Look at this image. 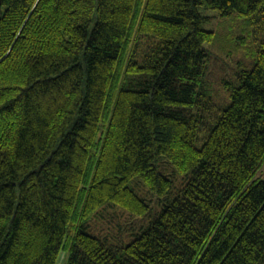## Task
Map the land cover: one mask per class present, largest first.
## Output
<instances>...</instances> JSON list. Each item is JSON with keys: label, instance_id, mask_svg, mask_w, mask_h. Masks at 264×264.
<instances>
[{"label": "trees", "instance_id": "16d2710c", "mask_svg": "<svg viewBox=\"0 0 264 264\" xmlns=\"http://www.w3.org/2000/svg\"><path fill=\"white\" fill-rule=\"evenodd\" d=\"M62 252L264 264V0H0V264Z\"/></svg>", "mask_w": 264, "mask_h": 264}, {"label": "rangeland", "instance_id": "374dc122", "mask_svg": "<svg viewBox=\"0 0 264 264\" xmlns=\"http://www.w3.org/2000/svg\"><path fill=\"white\" fill-rule=\"evenodd\" d=\"M200 10L204 14L212 16L210 21L204 23V27L208 30L216 31V33L218 34L217 41H219L224 45H230V43H232L234 39H231L229 41V39L232 38L233 36L232 34L228 35V33L230 29H233L234 25L236 24H232L231 26H228L227 22L221 16H219V12L217 10L214 9L207 10L202 7H200ZM211 49H214L213 53L217 54L211 58V70L213 77H218L221 74H227L231 72L238 60L244 61L250 58L249 52L246 54L245 51L241 49L233 50L231 54L223 53L222 50L218 49L217 42L216 44L214 43V46H212ZM168 169H170L169 166ZM66 260H67V252H62L57 264H66Z\"/></svg>", "mask_w": 264, "mask_h": 264}]
</instances>
